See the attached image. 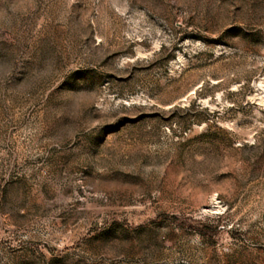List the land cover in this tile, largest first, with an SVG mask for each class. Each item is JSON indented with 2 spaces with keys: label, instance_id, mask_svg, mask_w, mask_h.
I'll return each instance as SVG.
<instances>
[{
  "label": "rangeland",
  "instance_id": "obj_1",
  "mask_svg": "<svg viewBox=\"0 0 264 264\" xmlns=\"http://www.w3.org/2000/svg\"><path fill=\"white\" fill-rule=\"evenodd\" d=\"M0 264H264V0H0Z\"/></svg>",
  "mask_w": 264,
  "mask_h": 264
}]
</instances>
